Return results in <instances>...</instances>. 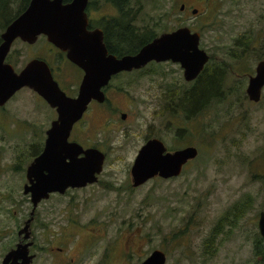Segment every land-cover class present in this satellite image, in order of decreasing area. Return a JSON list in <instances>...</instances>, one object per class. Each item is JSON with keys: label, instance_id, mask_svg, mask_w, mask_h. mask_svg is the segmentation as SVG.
I'll use <instances>...</instances> for the list:
<instances>
[{"label": "rangeland", "instance_id": "374dc122", "mask_svg": "<svg viewBox=\"0 0 264 264\" xmlns=\"http://www.w3.org/2000/svg\"><path fill=\"white\" fill-rule=\"evenodd\" d=\"M8 1L6 15L11 16L19 2ZM96 2L91 17H119L114 2ZM124 6L131 8L139 36L181 26L199 32L200 47L210 55L208 68L225 62L222 97L185 120L182 113L161 112L166 93L180 95L193 83L184 80L178 63L151 62L112 77L104 87L106 103L91 102L70 135L104 152L102 172L96 183L68 188L38 204L32 222L36 245L63 247L64 264H72L71 259L76 264H140L154 249L164 252V264H261L253 243L256 217L264 210V87L258 101L250 100L245 89L259 55L264 57V0H127ZM239 38L246 41L244 52L236 45ZM59 52L44 36L33 44L17 39L6 60L17 71L32 58L45 60L56 70L61 89L74 96L82 71ZM240 53L241 60L230 57ZM55 116L27 87L0 109V255L16 241V230L31 210L23 193L25 169ZM178 127L188 132L184 140L175 135ZM151 137L170 151L193 145L198 154L180 175L133 187L130 166ZM239 201L243 205L227 219L232 228L216 230L215 242L208 241L218 218ZM52 259L53 264L60 260L42 249L34 264Z\"/></svg>", "mask_w": 264, "mask_h": 264}, {"label": "water", "instance_id": "95a60500", "mask_svg": "<svg viewBox=\"0 0 264 264\" xmlns=\"http://www.w3.org/2000/svg\"><path fill=\"white\" fill-rule=\"evenodd\" d=\"M88 0H29L26 7L0 32V105L18 90L27 87L39 95L56 116L45 130L42 151L28 164L23 193L30 195L29 217L18 230L24 239L30 237V223L41 200L51 193L68 188H83L96 183L102 172L105 154L95 146L84 147L70 140L74 125L83 117L91 101L106 99L104 87L112 76L122 71L141 69L150 62L178 63L185 81L197 78L210 55L200 47V33L188 26L165 31L144 43L134 53L117 56L109 52L100 28L88 29L85 7ZM183 9V6H180ZM197 9H192L195 14ZM40 36L65 54L66 59L83 74L74 96L68 95L54 79L48 63L40 58L28 60L18 71L6 60L12 44L19 39L33 44ZM264 87V57L248 76L245 92L258 101ZM126 113L121 112V119ZM198 154L193 145L170 151L157 137L145 140L130 166L131 184L138 187L155 177L169 179L180 175L184 165ZM259 231L264 237V213H260ZM31 242L17 243L0 264L18 257L21 264H31L28 255ZM165 254L152 251L140 264H164Z\"/></svg>", "mask_w": 264, "mask_h": 264}, {"label": "trees", "instance_id": "16d2710c", "mask_svg": "<svg viewBox=\"0 0 264 264\" xmlns=\"http://www.w3.org/2000/svg\"><path fill=\"white\" fill-rule=\"evenodd\" d=\"M28 1L29 0H18L19 6L17 11L14 12L11 16H8L6 15L8 13L6 4L9 1L0 0V17L3 20V23L0 24V28H2V30L15 16H17L26 7ZM112 1L119 10V17L110 16L108 18L109 21L105 20L103 22V29L105 31L104 41L106 47L109 52L116 54L117 56L127 53H134L139 49L141 45L150 41L156 35L155 33H150L148 35L145 34L143 36H139L138 34H136L137 31L131 24L133 22V19H131V15H129L131 8L130 10H127V8H125L124 6L127 0ZM236 45L243 48L242 50H240L241 52H244L247 47L246 41L241 38L236 39ZM59 54L60 56H63V52L60 51ZM230 57L241 60L243 58V55L242 53L238 55L231 54ZM262 58L263 56L262 54H260L259 60ZM159 64L160 63H158V65ZM209 66L210 57L197 78L194 79V81L192 80V85H189L188 88L183 90L180 95H175V92H171L170 94L166 93L167 96L165 97L164 101L165 104L161 112H167L172 116H175L178 113H182L185 120H190L196 115L198 116L204 108L210 105V103L217 100V98L222 97L224 75L227 70L225 62L224 60L219 62L217 66H214L212 69H209ZM187 133L188 132L186 131V128L178 127L176 128L175 135L180 141L185 139Z\"/></svg>", "mask_w": 264, "mask_h": 264}, {"label": "flooded vegetation", "instance_id": "af4514ba", "mask_svg": "<svg viewBox=\"0 0 264 264\" xmlns=\"http://www.w3.org/2000/svg\"><path fill=\"white\" fill-rule=\"evenodd\" d=\"M107 2H108V4L109 3H113V1L112 0H106ZM95 3H96V0H88L87 1V4H86V7H85V12H86V15H87V18H88V25H87V28L88 29H94V28H100V29H102V31H103V35L105 36V34H104V29H103V22L105 21V20H107V21H109L108 20V18L110 17V15H100V16H98V17H91L90 15L92 14V13H95L96 12V8L94 7V5H95ZM181 6H183V5H181ZM184 7V6H183ZM63 57H64V59L65 60H67L66 59V57H65V54L63 53ZM67 62H69L68 60H67ZM151 63V62H150ZM69 64H71L72 66H75L77 69H79L76 65H74L73 63H71V62H69ZM149 64V63H148ZM146 66V65H145ZM144 66V67H145ZM50 68H52L51 70H52V72L54 73V76L53 77H56L57 78V76L55 75V72H56V70L55 69H53V67L50 65ZM143 68V67H142ZM80 71H82L81 69H79ZM137 70H139V69H137ZM134 70H132V71H129V72H126V71H122V72H119L118 74H116V75H114V76H117V75H119V74H129V73H131V72H133ZM52 73V74H53ZM82 74H83V72H82ZM114 76H112V77H114ZM82 77V76H81ZM55 79V78H54ZM81 80V79H80ZM106 100H107V97H106V99L103 101V102H101V103H99V102H96V101H91L92 103H94V102H96L97 104H99V105H102V104H104V103H106ZM8 102V101H7ZM7 102H5L4 104H2V105H0V109H3V106L7 103ZM90 102V103H91ZM89 103V104H90ZM88 107H89V105H88ZM88 107H87V109H88ZM87 111V110H86ZM79 121H81V119L79 120ZM78 121V122H79ZM78 122L76 123V124H78ZM147 139H149V138H147ZM147 139H145V140H147ZM34 148V151L33 152H35V153H33L31 156H32V159H31V161L34 159V157H36L41 151H42V148H43V145L41 146V145H39V144H37L35 147H33ZM194 159V158H193ZM192 160V159H191ZM191 160H189L187 163H189ZM31 161H29V163L31 162ZM28 163V164H29ZM28 166V165H27ZM26 166V167H27ZM25 171H26V169H25ZM26 178V177H25ZM156 178V177H155ZM27 181V180H26ZM26 183V182H25ZM24 183V184H25ZM23 184V185H24ZM132 185V184H131ZM67 191V190H66ZM65 191V192H66ZM64 192V193H65ZM64 193H62V194H64ZM53 194H60V193H57V192H55V193H51L50 195H49V197L51 196V195H53ZM26 195H28L29 196V200H30V195L29 194H26ZM48 197V198H49ZM46 200V199H45ZM41 201H43V200H41ZM40 201V202H41ZM31 203V202H30ZM243 201H239V202H236V203H234L229 209H227L219 218H218V220H217V222H216V224H215V226L211 229V231H210V233H209V235H208V237L206 238L208 241H211L212 240V242L214 243L215 242V240H216V230H219L218 231V233H220V232H223V227L224 226H228L229 227V229H231L232 228V224H230V223H228L227 222V219L229 218V217H232V216H234L235 214H236V211L243 205ZM32 206V205H31ZM234 206H235V208H234ZM233 208H234V210H233ZM36 210V209H35ZM261 212H263L264 213V210H261L260 212H259V214H258V217H256V225H257V231H256V235H255V240H254V243H253V255L256 257V260L259 262V263H261V264H264V237L261 235V233H260V231H259V217H260V213ZM34 214H35V212H34ZM29 217V213H28V216H27V218ZM27 218H25V220L27 219ZM240 217H237L236 219H239ZM25 220H23V223H22V225L21 226H19L18 228H17V232H16V235H17V239H16V241H14V243L12 244V246L11 247H9L8 249H7V251H3L2 253H1V255H0V263L2 262V260H3V258H4V256H5V254L10 250V249H12V248H14L15 247V245L17 244V243H26V242H31L30 243V245L27 247V251H28V255H30V254H32L33 255V258H32V261H31V264H34L35 263V259H36V257H37V255H38V252L39 251H41L42 249H43V252L44 253H46V255H47V257L48 256H55V254H56V256H57V258L59 257L60 258V260H59V262H57V263H55V264H64V261H63V254H64V248L63 247H60V246H57V247H55V248H53L52 247V244H48V245H45L44 247L45 248H43L42 246H39V245H36V242H38L35 238H34V235H33V232H32V222L35 220V215H33V219H32V221H31V223H30V237L28 238V239H24L23 238V235H18V230L23 226V224H24V221ZM49 242V241H48ZM48 247V248H47ZM154 250H159V249H154ZM153 250V251H154ZM162 251V250H161ZM152 252V251H151ZM61 257H62V259H61ZM148 257V256H147ZM146 257V258H147ZM145 258V259H146ZM145 259H143L142 261H144ZM53 260L54 259H52L49 263H47V264H53ZM21 261H22V259L20 258V257H18L17 259H16V261H13L12 259H10L8 262H7V264H21ZM71 261H72V264H76L75 262H73V259H71ZM141 261V262H142ZM65 264H70L69 262H65Z\"/></svg>", "mask_w": 264, "mask_h": 264}, {"label": "clouds", "instance_id": "9594fccd", "mask_svg": "<svg viewBox=\"0 0 264 264\" xmlns=\"http://www.w3.org/2000/svg\"><path fill=\"white\" fill-rule=\"evenodd\" d=\"M192 12V11H191Z\"/></svg>", "mask_w": 264, "mask_h": 264}]
</instances>
